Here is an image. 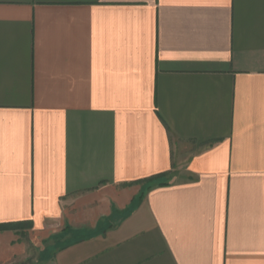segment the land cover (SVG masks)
Returning <instances> with one entry per match:
<instances>
[{"label":"crops","instance_id":"0c3cea01","mask_svg":"<svg viewBox=\"0 0 264 264\" xmlns=\"http://www.w3.org/2000/svg\"><path fill=\"white\" fill-rule=\"evenodd\" d=\"M19 222L0 264H264V0H0Z\"/></svg>","mask_w":264,"mask_h":264},{"label":"trees","instance_id":"16d2710c","mask_svg":"<svg viewBox=\"0 0 264 264\" xmlns=\"http://www.w3.org/2000/svg\"><path fill=\"white\" fill-rule=\"evenodd\" d=\"M154 179H148L143 182H149ZM162 185V184H159ZM143 194V193H141ZM142 195H140L138 198L139 200L141 199ZM31 228V222H19V223H5V224H0V232L3 231H13V230H19V229H28Z\"/></svg>","mask_w":264,"mask_h":264},{"label":"rangeland","instance_id":"374dc122","mask_svg":"<svg viewBox=\"0 0 264 264\" xmlns=\"http://www.w3.org/2000/svg\"><path fill=\"white\" fill-rule=\"evenodd\" d=\"M29 258L27 260H25L22 264H34L35 261L34 259H36L37 257V253H38V250L37 249H34L31 245L29 246Z\"/></svg>","mask_w":264,"mask_h":264}]
</instances>
